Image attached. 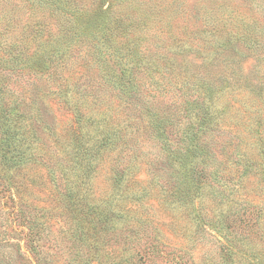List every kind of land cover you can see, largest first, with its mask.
<instances>
[{
	"label": "trees",
	"instance_id": "16d2710c",
	"mask_svg": "<svg viewBox=\"0 0 264 264\" xmlns=\"http://www.w3.org/2000/svg\"><path fill=\"white\" fill-rule=\"evenodd\" d=\"M104 1L61 0V98H73L78 87L83 95L84 79L117 92L105 107L86 97L91 103L90 117L79 105L73 106L76 125L63 143L67 189L61 191V202L86 230L81 237L85 241L84 235H88L99 254V264H128L131 260L149 264L157 252L166 264H187L182 253L186 248L170 246L165 235L146 246L134 260L137 239L149 234L148 224L138 214L141 197L148 193L160 204V195L167 189L172 198L169 213L181 227L180 235L184 238L188 230L192 232L182 239L184 245L207 225L227 230L223 217L228 216L229 204L213 191H209L213 207L207 204L205 194L213 184L198 167L215 159L206 142L211 135L221 131L234 135L240 127L248 132L247 140L240 141L257 147L264 156V21L235 13L225 18L224 3L216 4L219 7L211 12L204 9L195 19L181 2L175 11L166 10L161 17L158 7L143 8L136 0H115L109 6L101 5ZM244 1L264 10L260 0ZM249 57L263 67L247 70L243 62ZM3 78L0 73V100L9 90ZM159 98L171 101L157 105ZM0 119L5 126L1 142L10 150L8 159H12L16 153L13 147L22 138L16 125L9 123L11 114L5 108L0 109ZM144 136L159 143L166 165L178 163V172L168 174V187L159 188L156 194L149 186H165L160 172L147 181L148 190L143 186L145 181L138 179L141 165L134 146ZM102 166L108 168L110 181L104 193L93 182ZM262 171L264 175V168ZM213 173L212 177H220V172ZM222 205L226 209L218 214ZM212 208L217 219H211L208 209ZM135 221L136 227L124 235V242L129 244L124 258L104 250L120 226L128 227ZM235 247L232 253L238 256L242 252Z\"/></svg>",
	"mask_w": 264,
	"mask_h": 264
},
{
	"label": "rangeland",
	"instance_id": "374dc122",
	"mask_svg": "<svg viewBox=\"0 0 264 264\" xmlns=\"http://www.w3.org/2000/svg\"><path fill=\"white\" fill-rule=\"evenodd\" d=\"M113 1L105 0L101 5L109 6ZM136 1L143 8L158 7L161 17L166 10L175 11L180 2L195 19L204 9L211 12L219 7L216 4L224 3L225 18L235 13L264 21V10L244 0ZM260 3L264 6V0ZM61 52V0H0V73L4 77L3 85L9 89L8 95L0 100V109L5 108L11 114L9 123L16 125L17 135L22 138L21 143L13 147L15 157L8 159L11 153L1 142L5 126L0 119V264H99V254L88 235H84L85 241L81 237L86 230L61 202V191L67 189L63 143L71 127L76 125L74 105H79L90 117L91 103L89 99L86 102V97L96 99L97 104L105 107L107 101L116 98L117 92L98 88L97 82L89 83L84 79L83 95L78 87L73 98H61ZM259 63L249 57L243 65L247 70L254 66L261 69L263 66ZM139 96L143 98L142 94ZM170 101L165 99L157 105ZM131 116L135 117L134 113ZM236 132L233 135L231 131H221L211 135L206 142L215 159L198 167L204 178L211 177L213 184V189H207L205 194L207 204L211 207L214 204L209 191L222 194L223 201L229 204L228 216L223 217V227L229 232L207 225L201 234L194 233L192 242L184 245L182 239L189 238L192 232L188 230L184 238L180 235L181 227L169 213L170 193L167 189L161 193L160 204L145 193L138 214L148 224L149 234L134 242L135 261L146 246L156 244L160 236L165 235L163 238L170 246L186 248L182 253L187 264H239L241 261L240 264H264V156L257 147L240 141L247 140L248 132L244 127ZM158 144L145 137L134 146L141 165L138 179L145 181L143 186L147 187L154 173L160 172L163 176L165 186L155 189L149 186L153 193L168 187L171 171L178 172V163L166 165L167 158ZM214 171L220 172L218 179L212 177ZM93 182L99 192L107 191L108 168L102 166ZM176 187L180 190V185ZM221 208L218 214L226 209ZM208 211H211V219L218 218L213 208ZM127 226H120L105 243L104 250L110 255L122 258L127 255L124 251L129 244L124 242V235L127 229L136 227V221ZM251 232L254 234L250 236ZM234 238L237 240L233 241ZM240 238L244 240L241 242ZM234 247L242 253L234 256ZM242 256L246 257L240 260ZM128 264L135 262L131 260ZM149 264H166V260L157 252Z\"/></svg>",
	"mask_w": 264,
	"mask_h": 264
}]
</instances>
